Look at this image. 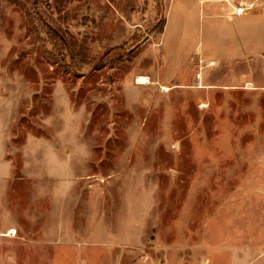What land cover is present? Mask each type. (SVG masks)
<instances>
[{"label": "rangeland", "instance_id": "obj_1", "mask_svg": "<svg viewBox=\"0 0 264 264\" xmlns=\"http://www.w3.org/2000/svg\"><path fill=\"white\" fill-rule=\"evenodd\" d=\"M166 12L0 0V264H264V107L139 84Z\"/></svg>", "mask_w": 264, "mask_h": 264}, {"label": "crops", "instance_id": "obj_2", "mask_svg": "<svg viewBox=\"0 0 264 264\" xmlns=\"http://www.w3.org/2000/svg\"><path fill=\"white\" fill-rule=\"evenodd\" d=\"M159 47L161 63L146 76L156 83L193 91L204 106L209 94L224 92L229 102L245 96L264 107V0H167Z\"/></svg>", "mask_w": 264, "mask_h": 264}, {"label": "bare ground", "instance_id": "obj_3", "mask_svg": "<svg viewBox=\"0 0 264 264\" xmlns=\"http://www.w3.org/2000/svg\"><path fill=\"white\" fill-rule=\"evenodd\" d=\"M137 81L139 84H146L149 83V78L146 76H140Z\"/></svg>", "mask_w": 264, "mask_h": 264}, {"label": "built area", "instance_id": "obj_4", "mask_svg": "<svg viewBox=\"0 0 264 264\" xmlns=\"http://www.w3.org/2000/svg\"><path fill=\"white\" fill-rule=\"evenodd\" d=\"M245 10V5H241L239 8H237L236 14H242Z\"/></svg>", "mask_w": 264, "mask_h": 264}]
</instances>
